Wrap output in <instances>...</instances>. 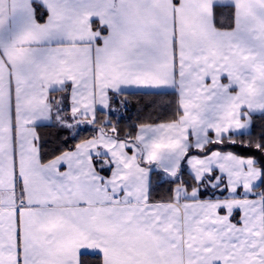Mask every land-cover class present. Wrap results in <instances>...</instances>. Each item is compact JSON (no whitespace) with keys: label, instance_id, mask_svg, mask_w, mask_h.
Masks as SVG:
<instances>
[{"label":"snow or ice","instance_id":"1","mask_svg":"<svg viewBox=\"0 0 264 264\" xmlns=\"http://www.w3.org/2000/svg\"><path fill=\"white\" fill-rule=\"evenodd\" d=\"M129 88L175 90L173 118L109 129ZM254 116L264 0H0V264H264Z\"/></svg>","mask_w":264,"mask_h":264},{"label":"trees","instance_id":"2","mask_svg":"<svg viewBox=\"0 0 264 264\" xmlns=\"http://www.w3.org/2000/svg\"><path fill=\"white\" fill-rule=\"evenodd\" d=\"M36 7L38 15L41 11H45L41 6ZM228 12V9H217L218 20L220 13L227 16ZM121 101H124V103L121 104ZM177 105L178 94L175 90H124V92L111 102V106L116 111L109 112L106 109H99L97 110V118L100 120L107 118L110 121L108 124L109 129L115 124L119 129L120 135L124 136L128 132L135 134L136 128L141 123H151L154 120L160 122V120L172 119ZM157 117H159V120H157ZM253 120L255 123L252 131L253 133H257L264 126V118L254 116ZM90 131L91 129L87 128L81 133V137L88 135ZM38 132L42 142L45 144L46 150L59 148L61 139L68 135V130H61L58 127L51 126L49 123H42V126L38 128ZM243 139L246 141L247 137ZM68 143L74 144L75 141L69 140ZM224 151H233L242 156L250 154L244 151L239 145L224 149ZM184 178L188 179L187 174H185ZM152 181V200H168L171 195L169 189L174 188L175 184L169 185L167 182H161L155 173L152 174ZM189 183L191 184V180H189ZM212 191L209 188L208 191L202 192L200 197H209V193ZM88 264H97L96 258L88 257Z\"/></svg>","mask_w":264,"mask_h":264},{"label":"crops","instance_id":"3","mask_svg":"<svg viewBox=\"0 0 264 264\" xmlns=\"http://www.w3.org/2000/svg\"><path fill=\"white\" fill-rule=\"evenodd\" d=\"M45 18H46V16H45ZM98 22V21H97ZM224 82H226V81H224ZM125 90H138V89H135V88H129V89H125ZM163 90H173V89H163ZM53 95H59V93H54ZM66 103L70 106V96H69V99H68V101H66ZM99 109H101V110H104V109H102L101 108V106H99V105H97V110H99ZM42 123H47V122H42ZM175 187V186H174ZM190 191V190H189ZM241 191H242V189H241ZM201 199H206V198H209V197H200ZM214 198V197H213ZM165 201H167V200H165ZM183 202V201H182ZM239 215H240V213L238 212V211H236L235 212V218L236 219H239Z\"/></svg>","mask_w":264,"mask_h":264}]
</instances>
